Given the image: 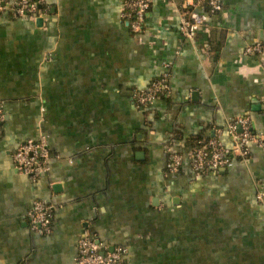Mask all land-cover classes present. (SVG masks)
Instances as JSON below:
<instances>
[{
  "label": "crops",
  "instance_id": "crops-1",
  "mask_svg": "<svg viewBox=\"0 0 264 264\" xmlns=\"http://www.w3.org/2000/svg\"><path fill=\"white\" fill-rule=\"evenodd\" d=\"M220 1L218 12L200 9L207 19L191 41L169 0H153L139 33L121 0H46L39 24L0 13V264H76L84 230L126 248L125 264H161L171 250L216 264L215 249L222 264H251L249 254L264 264V145L223 172L189 167L198 141L231 145L237 117L264 135V49L243 53L264 45V0ZM165 64L171 94L138 109L133 90ZM40 134L50 159L32 181L12 152ZM169 149L183 157L175 173ZM35 200L53 206L48 234L29 227Z\"/></svg>",
  "mask_w": 264,
  "mask_h": 264
},
{
  "label": "built area",
  "instance_id": "built-area-1",
  "mask_svg": "<svg viewBox=\"0 0 264 264\" xmlns=\"http://www.w3.org/2000/svg\"><path fill=\"white\" fill-rule=\"evenodd\" d=\"M178 16L179 34L184 41H191L198 29L205 24L207 14L201 12L204 8L209 13L221 10L220 0H169ZM153 0H121V18L126 21L134 33L141 32L145 16ZM47 10L46 0H0V13H7L12 18H23L35 21L45 17ZM264 45L255 42L247 45L245 55L259 54ZM171 73L168 64L163 67L162 73L142 88L133 90L135 107L143 110L153 101L171 94ZM4 111L0 101V135L3 128ZM231 137V145L225 146L218 139L200 140L191 150L189 162L190 172L202 175L207 171H216L220 168H229L235 159H246L250 154V145L256 143L264 145V135L255 134L251 130V123L247 117L240 116L227 125ZM50 152L46 136L40 134L36 139H26L12 152V161L15 169L36 181L47 171ZM183 166L182 155L169 149V162L166 173H175ZM256 200H264V188L256 193ZM53 206L43 200H35L27 212L29 227L40 233L48 234L51 231ZM127 250L121 245L109 248L98 242L87 231H83L77 240L76 264H125Z\"/></svg>",
  "mask_w": 264,
  "mask_h": 264
},
{
  "label": "rangeland",
  "instance_id": "rangeland-1",
  "mask_svg": "<svg viewBox=\"0 0 264 264\" xmlns=\"http://www.w3.org/2000/svg\"><path fill=\"white\" fill-rule=\"evenodd\" d=\"M167 254H169V258H171L170 256L172 255L171 259H173V260L171 261V259H163V258H161V264H189L187 259L186 260H181V261L175 260L173 255L177 254L176 251H172L171 250V252L167 253ZM222 254H223L222 250H220V249H218V250L215 249L214 250L215 261L217 262L216 264H222V262L218 260L219 258H221ZM231 257L233 258V260H231V261L224 260V264H237V263L241 264V263H244V262L241 261L243 256H241L240 260L237 257H235V256H231ZM246 258H249L251 260V261H248V262H251V264L254 262L252 254H249V257L247 255ZM190 263H192V262H190Z\"/></svg>",
  "mask_w": 264,
  "mask_h": 264
},
{
  "label": "water",
  "instance_id": "water-1",
  "mask_svg": "<svg viewBox=\"0 0 264 264\" xmlns=\"http://www.w3.org/2000/svg\"><path fill=\"white\" fill-rule=\"evenodd\" d=\"M41 20H42L41 18H37L36 23L39 24ZM219 171H220V172H223L224 169H223V168H220Z\"/></svg>",
  "mask_w": 264,
  "mask_h": 264
}]
</instances>
